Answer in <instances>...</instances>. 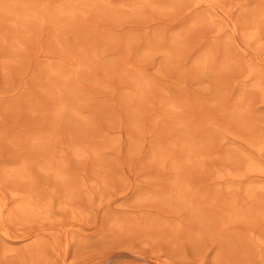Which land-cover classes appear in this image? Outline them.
<instances>
[{"label":"rangeland","instance_id":"1","mask_svg":"<svg viewBox=\"0 0 264 264\" xmlns=\"http://www.w3.org/2000/svg\"><path fill=\"white\" fill-rule=\"evenodd\" d=\"M0 264H264V0H0Z\"/></svg>","mask_w":264,"mask_h":264}]
</instances>
